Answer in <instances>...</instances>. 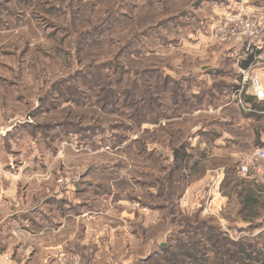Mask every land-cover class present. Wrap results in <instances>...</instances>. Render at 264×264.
<instances>
[{
	"label": "rangeland",
	"instance_id": "obj_1",
	"mask_svg": "<svg viewBox=\"0 0 264 264\" xmlns=\"http://www.w3.org/2000/svg\"><path fill=\"white\" fill-rule=\"evenodd\" d=\"M236 1L0 0V182L47 212L56 185L58 221L78 226L51 263L39 249L25 264H264V197L247 220L235 187L262 183L234 172L259 144L253 124L208 106L239 72V47L212 38ZM197 83L203 105L178 111ZM184 143L214 156L172 170Z\"/></svg>",
	"mask_w": 264,
	"mask_h": 264
},
{
	"label": "crops",
	"instance_id": "obj_2",
	"mask_svg": "<svg viewBox=\"0 0 264 264\" xmlns=\"http://www.w3.org/2000/svg\"><path fill=\"white\" fill-rule=\"evenodd\" d=\"M236 50L234 51L231 50L230 53L231 55H234V57L237 58L238 60L240 58V55H239L237 48ZM236 63L238 65V62ZM241 68H244V67H240L239 72ZM193 92L197 93L198 89L197 88L194 89ZM246 94L257 98L251 93V91L246 92ZM226 98L228 99L230 97L226 96ZM261 101L264 102V100H261ZM234 105L242 106L238 102L233 101V97L231 95V98L229 99V101L228 102L226 101L225 103L219 105L215 111L222 112V110L227 109L229 107H234ZM248 111L250 110L248 109ZM257 113L261 115L259 118H264V112H257ZM242 120H244L243 122L244 124L242 125V127L245 129L246 132L249 129V123L253 124V127H254L253 131L255 132L254 142H257V143H260L261 141L264 142V126L259 127L260 124L264 123V121H262L263 119L256 121L255 116H252L251 118L242 116ZM238 134L239 132L237 133V135ZM241 134L244 135L243 132L242 133L240 132V135ZM229 135H230V138H227V141L230 140V142H232L233 144H235V141L238 142L239 136H237L235 133H230V132H229ZM235 136L237 138H234ZM221 147L223 146H216V148H219V150H221L220 149ZM231 149H230V152L235 151ZM207 153L210 157L214 156L213 155L214 152L209 147H208ZM217 154L220 155L219 152H217L216 155ZM225 172H226L225 170L222 171V175L217 176V179L219 177L220 179L223 178L225 175L224 174ZM10 177L18 178L20 176H15V175L6 176V178H10ZM7 182H9L8 186L6 185ZM252 183L253 182H249L250 187L254 189V187L252 186L253 185ZM17 185L18 183H16V181L14 180H4L3 182H0V262L2 264H25L26 261L29 263L30 261H32V258H33L32 254L34 253V250H39V249L45 250L46 249L50 253L49 254L50 256L48 255L46 256V258L50 257V263H51V261L53 260L51 258L53 257L55 252H57L56 248L59 247V241L61 239L59 235L61 231L63 232V229L67 227L68 228L67 231H69L70 227L74 226V228L71 229V233H69V237H70V240L74 239V241H77L76 240L77 235L75 237V233H74L76 225L73 222H72V225L69 223L67 224L66 222H62L68 218L69 215L67 214L63 216L64 219L61 222L58 221L56 205L58 204L57 202L59 201V198L61 197L58 196L56 185L54 187V192H52V190H48L49 191L48 193L50 195L49 197L50 200L47 202L49 204V209H48L49 212H47V210L42 207V204H43L42 198L41 200L37 202V204H35L34 206H30L32 201L30 202V204L28 203V201H29V198H32V197L30 196V194H28V192H26L28 194L27 196V194H25L24 191L20 190V187H18ZM39 186L40 184H38V187ZM29 187L34 188L36 186L35 185L31 186L30 184ZM43 189L47 190V188H43ZM16 193H23L22 197H20V195L19 197L16 196ZM47 203H45V205ZM52 203L56 204L54 205V208H52ZM26 204H27V207H26ZM52 209L55 211V214H52V211H51ZM80 215L82 217H85V215L83 214H80ZM76 228H78V226H76ZM73 234H74V237L72 236ZM10 238H12L13 240L15 239V241L12 245H7L6 242ZM7 254H12L13 257L11 256V259H6Z\"/></svg>",
	"mask_w": 264,
	"mask_h": 264
},
{
	"label": "built area",
	"instance_id": "obj_3",
	"mask_svg": "<svg viewBox=\"0 0 264 264\" xmlns=\"http://www.w3.org/2000/svg\"><path fill=\"white\" fill-rule=\"evenodd\" d=\"M212 38L221 44L245 46L247 51L254 53L252 62L240 69L239 86L232 94L233 101L244 106L242 96L250 91L259 100H264V9L250 5L247 0L236 1L234 7L214 23ZM238 174L264 182V146L258 145L241 155ZM10 258V255L6 256V259Z\"/></svg>",
	"mask_w": 264,
	"mask_h": 264
},
{
	"label": "trees",
	"instance_id": "obj_4",
	"mask_svg": "<svg viewBox=\"0 0 264 264\" xmlns=\"http://www.w3.org/2000/svg\"><path fill=\"white\" fill-rule=\"evenodd\" d=\"M216 1L219 2L221 0H216ZM231 46H233V45H231ZM234 47H239L237 49H238V52L240 55V58L238 60L236 59L235 62H238L239 68L240 67H247L252 62V60L254 58V53L247 51L245 46H234ZM232 51H234V50H232ZM215 71H216V69L214 70V72ZM225 73L228 74L230 72L227 70ZM233 78H234V80L232 81V83L227 84L223 88V90L227 89L226 90L227 93L224 92V94L230 98H231V95L233 94L234 90L239 86L238 82L240 79V72H236L234 74ZM188 82L189 81H187L186 83H188ZM175 83H176V81H175ZM197 84H199V83H197ZM197 84H196V88L198 89V92L197 93L192 92L194 94V96L192 95L191 99L182 100L179 98L177 100V102L175 103V106L178 108V111L180 109L182 110L184 108L183 112H192V111L196 110L195 108H200L203 105L204 99L206 96L204 95L205 88H202V87H207V86H205V85L202 86V84H199V85H197ZM181 85L179 84V87ZM218 88H220V87L218 86ZM130 90L131 89L129 87L126 89L127 92H129ZM166 90H168V87L166 88V86H163V91H166ZM223 90H221V91H223ZM173 93L178 94L179 92L176 91ZM208 93H210V90ZM226 96H224L223 98L216 97L214 99H212L210 97V100L208 101V103H209L208 106H211L212 108H217L219 105L225 103L226 101L228 102L230 98L227 99ZM125 98H128V97L125 96ZM107 100L108 101L112 100V98H110V99L107 98ZM242 100H243L244 107H245L244 108L243 106H240L239 110L241 111L242 116L247 117V118H251L252 116H255L256 121H259L261 119H263L262 121H264V118H259L261 115L259 113H257V112H264V102L263 101L255 98V97H252L250 95H247V94H243ZM248 109L250 111H248ZM133 115L135 118H139V116H141V117L143 116V112L138 110ZM179 115H181V113H179ZM213 140H215V139H213ZM258 145L264 146V142L261 141ZM207 151H208V148L201 147V149L196 148L195 151L193 150V152H190L186 146V143L181 144L179 146H176L173 149V156L174 157H173V163H172V165H173L172 170L173 169H182L181 163H187V162L190 163V167H189L190 169L194 168V170H196V168H199L200 164L203 163V159L208 156ZM239 163H240V161L235 163V168L233 167L234 172L235 171L238 172ZM169 181L171 182V180H169ZM249 182H253L252 186L254 187V189L250 187ZM263 183L264 182L260 183L257 180L251 179L250 181L249 180H242L239 184H236V186H235L237 193H238L239 200L242 204L243 211H244V213L246 212V214L248 216H250L249 218H246L247 220H250V221L253 220V218L258 213V209H260V205H261V203L263 201V197H264V194H263L264 193V184ZM65 200L63 199L60 202L63 203V201H65Z\"/></svg>",
	"mask_w": 264,
	"mask_h": 264
}]
</instances>
